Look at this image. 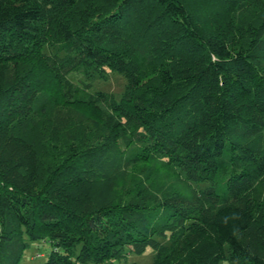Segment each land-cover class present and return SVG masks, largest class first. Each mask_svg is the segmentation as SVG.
Here are the masks:
<instances>
[{"label":"trees","instance_id":"trees-1","mask_svg":"<svg viewBox=\"0 0 264 264\" xmlns=\"http://www.w3.org/2000/svg\"><path fill=\"white\" fill-rule=\"evenodd\" d=\"M38 241L264 264V0H0V264Z\"/></svg>","mask_w":264,"mask_h":264},{"label":"rangeland","instance_id":"rangeland-1","mask_svg":"<svg viewBox=\"0 0 264 264\" xmlns=\"http://www.w3.org/2000/svg\"><path fill=\"white\" fill-rule=\"evenodd\" d=\"M68 79L75 84H91V92L101 91L112 93L117 101L120 99L126 84V81L122 76L109 70H107L105 77H95L89 80L87 75L83 71H80L69 74ZM158 241L162 244H167V241L163 239L158 238ZM50 250L51 247L48 241L33 242L25 251L19 264H40L46 260ZM154 255V251L151 248H147L141 255L127 252L122 259L119 261L113 260V263L118 264L125 262L127 264H152Z\"/></svg>","mask_w":264,"mask_h":264}]
</instances>
